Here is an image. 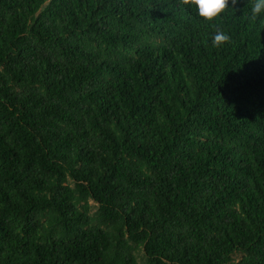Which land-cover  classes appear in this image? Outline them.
Instances as JSON below:
<instances>
[{
	"label": "trees",
	"instance_id": "16d2710c",
	"mask_svg": "<svg viewBox=\"0 0 264 264\" xmlns=\"http://www.w3.org/2000/svg\"><path fill=\"white\" fill-rule=\"evenodd\" d=\"M253 3L0 0V264H264Z\"/></svg>",
	"mask_w": 264,
	"mask_h": 264
},
{
	"label": "clouds",
	"instance_id": "9594fccd",
	"mask_svg": "<svg viewBox=\"0 0 264 264\" xmlns=\"http://www.w3.org/2000/svg\"><path fill=\"white\" fill-rule=\"evenodd\" d=\"M238 2L239 0H183L189 9L195 10L196 15L202 18L203 22L214 21L230 7L229 5L235 6ZM262 15H264V0H254L249 10V18L256 19ZM228 41L229 36L219 29L212 36V44L215 47H222Z\"/></svg>",
	"mask_w": 264,
	"mask_h": 264
}]
</instances>
